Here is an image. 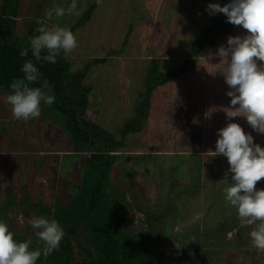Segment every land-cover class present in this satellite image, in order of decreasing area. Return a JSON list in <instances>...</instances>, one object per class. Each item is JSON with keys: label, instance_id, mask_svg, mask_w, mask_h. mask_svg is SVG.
Returning a JSON list of instances; mask_svg holds the SVG:
<instances>
[{"label": "rangeland", "instance_id": "1", "mask_svg": "<svg viewBox=\"0 0 264 264\" xmlns=\"http://www.w3.org/2000/svg\"><path fill=\"white\" fill-rule=\"evenodd\" d=\"M16 3L13 31L18 38L38 35L43 23L67 25L77 35L78 47L59 55L71 75L65 84H71L83 105L80 119L98 132L93 147H103L101 132L118 143L110 152L103 186L124 241L153 237L155 264H264V250L252 246L251 226H240L236 208L226 203L223 186L216 185L230 167L227 158L207 153L215 151L217 133L228 123H238L264 148V134L254 131L243 113L227 119L222 109L230 106L226 93L231 89L220 73L223 66H213L218 57L209 62L203 58L226 47L229 36L243 37L247 30L231 24L189 71L147 96L143 87L153 60L155 71L173 72L197 38L217 29L219 17L210 15L207 6L223 7L222 0H77L79 16L51 22L45 20L46 10L71 0ZM85 65L77 86L74 76ZM10 91L0 87V220L14 239H30L42 249L31 219H51L43 208L53 211L76 195L81 159L90 154L84 148L70 152L49 105H41L44 116L15 119L4 102ZM138 122V131L122 137L124 125ZM256 187L264 189V180ZM57 221L66 235L59 249L42 254L37 264L93 261L97 245L83 222Z\"/></svg>", "mask_w": 264, "mask_h": 264}, {"label": "clouds", "instance_id": "2", "mask_svg": "<svg viewBox=\"0 0 264 264\" xmlns=\"http://www.w3.org/2000/svg\"><path fill=\"white\" fill-rule=\"evenodd\" d=\"M207 11L210 15L222 13L228 23L247 30L243 37L229 36L226 47L221 45L216 53L209 52L203 58L209 62L218 57L219 63L212 65L223 66L220 73L231 89L226 93L231 98L230 106L222 109L227 119L243 113L252 129L264 134V63H258L264 62V0H231L223 7L210 3ZM80 14L77 0H71L66 6L54 5L46 10L45 20L51 22L54 18ZM36 31L38 35L30 38V50L36 62L55 64L61 52L67 55L78 47L77 35L67 25L43 23ZM28 53L29 48H24L20 55L27 57ZM21 71L23 77L13 80L4 102L11 106L15 119L28 121L38 118L41 105H52L55 96L47 79L41 86H33L41 81L42 73L32 59L25 61ZM217 135L215 151L207 153L226 157L230 167L216 185L223 186L226 203L236 208L240 226H251L252 246L264 250V189L256 187L264 180V148L255 144L253 136L246 134L238 123H228ZM30 223L44 244L42 249L33 250L30 239L23 242L14 239L15 234L7 223L0 220V264H37L42 254L47 256L59 249L66 233L56 219L34 216Z\"/></svg>", "mask_w": 264, "mask_h": 264}, {"label": "trees", "instance_id": "3", "mask_svg": "<svg viewBox=\"0 0 264 264\" xmlns=\"http://www.w3.org/2000/svg\"><path fill=\"white\" fill-rule=\"evenodd\" d=\"M16 1L2 0L0 4V87L10 89L14 79L23 77L21 69L25 61L32 59L42 73L41 81L33 86H41L44 79H47L53 86L55 101L50 105L49 110L51 115L59 118V125L63 127L62 130L71 144L70 152L79 153L82 148L86 150L87 131L91 136L92 153L81 159L82 168L78 174V184L75 186L76 195L67 203L57 205L53 211L45 208L43 211H46L51 219L83 222L87 232L96 243L98 252L93 261L83 264H155L158 255L154 249V238L148 236L140 240L124 241L119 231L118 217L112 210L107 193L104 192V177L113 159L110 152L118 147V143H114L105 133L101 132L104 135L102 136L103 147L99 150L93 147V141L99 136L98 132L96 133L95 129L81 120L83 128L86 129L84 131L74 119L76 110L72 107H77L81 115L83 105L72 94L71 84H65V81L71 77L68 63L60 56L57 57L55 64L36 62L30 50V38L33 35L22 39L14 34L13 19L16 14ZM229 1L222 0V6L231 2ZM217 15L219 17L217 29L210 30L197 38L191 45L188 58L183 59L175 71L169 73L155 71L156 61H152L153 65L147 72L143 83L146 96L154 87L173 79L180 73L189 71L203 49L213 46L218 37L230 27L231 23L227 22L225 15L222 13H217ZM24 48H29L27 57L20 55ZM86 72L87 65L83 66L81 71L74 76L77 86ZM143 104H146V101ZM135 113L138 119L139 109H136ZM41 116H44V112ZM139 129L140 122L132 124V127L126 124L122 127L120 134L124 137L127 133ZM31 248L35 250L39 246L32 243Z\"/></svg>", "mask_w": 264, "mask_h": 264}, {"label": "water", "instance_id": "4", "mask_svg": "<svg viewBox=\"0 0 264 264\" xmlns=\"http://www.w3.org/2000/svg\"><path fill=\"white\" fill-rule=\"evenodd\" d=\"M74 110H76L75 114H74V119L75 121L80 125V127L86 131V129L83 128L82 126V123H81V119L79 117V110L77 107H72ZM87 135H88V141H87V144H86V151L87 153L91 154L92 152V147H91V136L89 134V132L87 131Z\"/></svg>", "mask_w": 264, "mask_h": 264}]
</instances>
